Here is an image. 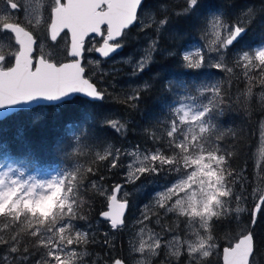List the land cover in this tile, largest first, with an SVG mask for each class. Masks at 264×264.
<instances>
[{
    "label": "snow or ice",
    "instance_id": "1",
    "mask_svg": "<svg viewBox=\"0 0 264 264\" xmlns=\"http://www.w3.org/2000/svg\"><path fill=\"white\" fill-rule=\"evenodd\" d=\"M143 2L50 0L45 9V20L34 0H2L0 34H9L14 38V44L7 55L0 54V118L29 111L32 107L68 106L77 102L78 98H83L86 103L103 101L107 90L98 88L86 73L82 63L84 54L94 51L101 57H109L121 49L126 30L139 19L138 10ZM184 3L183 9L175 15L197 17L201 38L210 35L212 39L204 48L181 55L180 66L187 70L186 75L193 76L191 81H167L165 91L174 99L166 104L163 121H155L156 127H164L166 149L156 147L141 153L139 148L127 151L109 145L102 153H95L94 162L109 161V167L115 169L123 166L121 159L124 156L134 157L127 165L125 183H135L143 176L158 177L161 172L175 173L174 182L163 186V190L155 194V203L167 212L184 218L190 228L188 234L172 237L175 248L171 255L179 261L182 252H185L189 264L193 261L203 264L217 247L211 234L214 219L230 211L226 207L229 201L234 199L239 203L246 199L234 191V170H230L229 164L233 152L223 150L221 143L224 133L219 121L226 111L231 110V101L225 98L220 83L207 78L204 70L216 69L233 74L234 69H241L247 81L244 94L250 97L253 86L258 84L264 88V44L232 52V66H229L227 58L230 49L243 39L250 23V20L243 19L248 13H241L229 22L217 14L211 4L202 6L201 0H184ZM202 7L206 9L204 16L200 15ZM21 10L30 17L29 27L18 18L13 19ZM41 23H47V38L52 42H58L62 33L66 35L68 42L64 56L70 58L68 62L57 63L44 55L34 59L37 40L29 28ZM155 23L157 39L150 42L140 60L133 65V75L142 72L152 62L153 53L162 51L158 38L164 26L170 23V18L165 16ZM94 37H99L102 43L97 41L99 46L94 44L92 48H87L86 45ZM166 54L176 55L175 52ZM13 58L14 63L8 66ZM197 76L201 78L197 80ZM148 87L145 83L142 88L133 89L131 94L126 93L124 102L131 108H137L143 89ZM102 124L116 132L125 128L119 119L108 117L102 120ZM149 138L154 142L163 140L154 132L149 134ZM261 138L264 141V125ZM259 156L264 160V144ZM97 171L92 166L86 169L76 166L71 170L61 169L49 178L38 179L32 175L25 177L22 170L11 165L0 170V248L4 250L0 254V264H83L82 258L86 253L79 251V246L88 244L89 237L77 224V221L86 219L81 214L84 204L81 190L87 187L84 183L86 175H95ZM91 186L99 190L96 181H92ZM100 195L104 196L106 192L100 190ZM129 195L121 184H116L107 194V210L100 215L113 230H119L125 224V213L130 206ZM253 200L250 211L252 226L264 213V192L254 190ZM150 211L151 207L146 205L143 219L138 222L148 220ZM235 211L239 213L245 209L237 207ZM103 243L108 244L109 241L105 239ZM169 244L171 242L163 241L160 234L152 233L147 239L142 238L134 251L141 255H157L161 247ZM254 247V234L249 228L240 234L234 244L223 248V264H253ZM37 253H42L41 258L33 261L32 257ZM110 264H125V261L114 258Z\"/></svg>",
    "mask_w": 264,
    "mask_h": 264
},
{
    "label": "trees",
    "instance_id": "2",
    "mask_svg": "<svg viewBox=\"0 0 264 264\" xmlns=\"http://www.w3.org/2000/svg\"><path fill=\"white\" fill-rule=\"evenodd\" d=\"M207 4H211L217 14L229 22L241 13H248L243 19L250 20V23L247 24L243 39L230 49V55L227 58L229 66H232V52L264 44V0H201L202 6ZM184 6V0H144L139 18L145 21V12H154L157 17L154 24L165 16L170 18V23L165 25L159 34L158 42L162 51L153 54L152 62L136 78L130 76L128 73L130 70L92 74L94 67L91 65L86 67V73L92 77L98 87L101 90H107L103 101L86 103L83 102V98H78L77 102L68 106L32 107L29 111L18 112L0 119V160L9 158L16 164L34 171H46L56 165L61 169L70 170L76 166L82 169L89 166L98 169L95 175H86L84 183L87 187L81 190L84 201L81 214L86 216L85 220L77 221L81 229L89 224L87 230H90L94 222L99 219L102 222L105 221L100 218V212L106 208L107 194L123 179L119 168L109 167V161L94 162L97 151L102 153L109 145L113 148L136 146L142 152L154 150L156 147L166 149L164 127L163 125L156 127L155 121L156 119L163 121L167 111L166 104L174 99L172 94L165 91L167 81L173 79L191 81L193 79V76L186 75L187 70L180 66L181 55L190 43L203 41L202 33L197 30L199 23L197 17L187 18L175 15ZM249 9L251 12H248ZM205 14L206 9L202 7L200 15ZM142 25L145 27L142 28ZM146 25L148 23L140 24L137 21L126 30L123 49L119 54H124V52L134 54L138 42L134 36L140 37V41ZM167 52H175L176 55L169 56ZM119 64L124 65L125 60L120 61ZM104 69H107L106 64ZM204 72L207 78L220 83L222 91L226 94L225 98L231 101V110L226 111L219 121L220 129L224 133V140L221 143L223 150L233 152L229 164L230 170H234V191L236 194L244 192L243 196L246 198L242 200L245 211L240 215L226 214L214 219L211 234L218 250L217 252L215 250L214 261L221 262V248L232 244L242 232L251 228L255 241L253 264H264V213L258 217L254 226L250 222V211L254 205L253 191L255 190L253 186L256 165L254 148L259 134L260 118L264 115V98H262L264 88L257 84L252 87V95L245 96L247 81L239 68L234 69L233 74H226L216 69H205ZM200 78L196 77L197 80ZM145 83L149 87L143 89L138 107L135 109L129 107L124 102L125 94H131L133 89L142 88ZM105 117L119 119L125 128L122 132H116L106 124H102ZM145 129L148 131L146 132ZM153 132L163 140L154 142L150 139L149 134ZM243 172L245 176L240 178ZM174 178H176L175 173L161 172L158 177L143 176L141 180L170 181ZM92 181L98 183L99 190L92 188ZM241 185H243V190L238 191ZM259 187L261 190L258 192H264L262 191L264 177ZM100 190H104L106 195L101 196ZM140 193L136 195L138 198L140 196V198L149 199V190L140 191ZM132 197V195L128 197L130 206L125 215V224L132 219ZM158 216L164 220L171 218V215H164L162 212ZM180 220L183 221L184 218L180 217ZM93 233L97 235L89 234V243L82 246L94 247V252L104 257V264H110V261L117 257L123 258L125 263L129 264L132 254L127 250L130 247L127 243L128 234L123 228L114 230V233H117L116 237H107L106 233L98 230ZM119 234H122V237ZM96 236L98 237L95 238ZM26 239L22 238V240ZM105 239L109 241L108 244L103 243ZM92 240L96 242L92 243ZM119 245L121 249L113 250ZM3 251V248H0V254ZM41 254L37 253L32 260L40 259Z\"/></svg>",
    "mask_w": 264,
    "mask_h": 264
},
{
    "label": "rangeland",
    "instance_id": "3",
    "mask_svg": "<svg viewBox=\"0 0 264 264\" xmlns=\"http://www.w3.org/2000/svg\"><path fill=\"white\" fill-rule=\"evenodd\" d=\"M34 3L39 7V12L41 15H43L44 19H47V11H45V9H47V3L48 0H34ZM4 7V4L2 3V0H0V9H2ZM19 19L21 20V22L25 23L26 25H28V20L30 19V17L26 16L25 12L23 10L19 11L18 13H16L13 16V19ZM157 17L155 16L154 12H145V21L142 20V18L138 19V22L140 24H143L144 22L151 24V27H146L145 31L142 32L143 36L141 38V40L139 41L138 36H134L138 42H137V48L136 50L134 49V54L132 53H127L124 52V54H116L114 56H111L108 60L103 59L100 56H92L89 55L87 58V67L89 65H91L92 67L96 68H92V74H99V73H103L105 71H109L110 73L116 71V70H121V71H128L130 70V72H128L130 74V76H133L134 78H136L137 76H139V74L141 72H139L137 75H133V65L140 60L141 56L144 54V50L148 48L151 40H156V23L154 24V21ZM46 25V26H45ZM29 26V25H28ZM32 27H36L37 33L38 35L41 37L39 39V43H38V47L40 50H42V52L45 53V56L49 57V56H54V54H56L58 51L55 48V44L58 46L60 44V42H52L49 41L47 38V23H41L40 25H35L33 24ZM133 37V38H134ZM212 37L209 35L208 37L204 38L202 42H192L190 43L184 50V52H195L197 49L200 48H204L205 45L210 44ZM123 42V40H122ZM134 42V41H133ZM142 42V43H141ZM55 43V44H54ZM14 44V38H11L9 34H0V54H5L7 55L8 51L11 48V45ZM148 45V46H147ZM258 46V44L256 45ZM255 46V47H256ZM53 54V55H52ZM154 54V53H153ZM210 55H214L209 53ZM14 59V58H13ZM13 59L10 60L9 64L11 63V61H13ZM123 60H125V64L121 65L119 64L120 61L123 62ZM106 64L107 69H104V65ZM102 69V70H101ZM260 128H259V134H258V139H257V143L255 146V161H256V165H255V178H254V182H253V186L255 188V190H261L260 183L264 177V160L260 159L259 156V150L262 146V144H264V141H262L261 138V132H262V125H264V115L261 116L260 118V122H259ZM138 147L136 146H130V147H126V148H121L123 150H127V151H134L136 150ZM141 153L142 150H140ZM134 159V157H129V156H124L121 159V163H122V167H118L120 172H122V177L123 179L120 180L121 182H123V190L127 191L128 193H130V195H132L133 197V205H132V209H131V216L132 219L130 221H128L127 224H124V226L122 227L126 232H127V236H128V245L130 246L129 249H127L129 251V253H131V261L128 262L129 264H141V262H143V264H189V258L187 256V254L185 252H182L181 257L179 259V261L176 260V258L174 256L171 255L172 251L175 248V243L172 241V237L174 235H186L190 232V228L187 224V221L184 219L183 221L180 220V217L177 216L176 213L174 212H167L166 209L160 208L156 203H155V199L154 196L156 193L160 192L163 190V186L165 185H169L172 182H174V179L167 181V180H163V181H155L152 180L150 182L144 181V180H138L135 183H125L126 180V173H127V165L128 163ZM8 165L13 166L14 168H19L20 170H22L25 173V177H27L28 175H32L37 177L38 179H45V178H49L50 176L56 174L57 172H59L61 170L60 166H56L55 169H51L49 171H34V170H30L25 166H21L20 164H16L14 161H12L9 158L6 159H2L0 160V170H4L6 169V167ZM245 176V172L242 173V176H240V178H243ZM152 177V176H151ZM235 185L237 186V184L235 183ZM235 189V187H234ZM149 190V199H144V198H139L136 196L138 194H141L140 191H146ZM243 190V187H240L238 191ZM264 190V188L262 189V191ZM244 193V192H243ZM243 193H238V195H243ZM110 194V192H109ZM136 198H138V200H136ZM141 199V200H139ZM149 205L151 207V211L148 213L149 215V219L143 221V223H139L138 221H141L143 219L142 217V212L145 211V206ZM226 207L228 209H230V211L227 214H241L242 212L237 213L235 211V209L237 207H241L244 208L243 202H239L237 203V201H235L234 199L229 201L226 204ZM162 212V214L164 215H171V218H167L166 220H164L163 218H160L158 216V214ZM233 212V213H232ZM91 224V223H90ZM172 224V225H170ZM90 225L87 224L85 227L82 228V230L86 231L88 236L89 234L91 235H97L96 232L97 230L103 233L107 234V237H111L117 236V233H114V230L111 229L110 224L107 221H103L101 219H99L98 221L94 222L92 224L93 228L90 230H87L88 227ZM198 227V225H197ZM141 229H143V232L141 231ZM169 229H172V231H169ZM90 231V232H89ZM152 233H156V234H160L161 239L163 241H167V242H171V244L166 245L161 247V249L159 250L157 255H151L150 253H146L144 255H141L139 252L134 251L135 248L139 247V242L140 240L143 239H147L148 236ZM122 237V234H119ZM98 236H96L95 238H97ZM226 239H229V237H225ZM96 240V239H95ZM98 248V247H97ZM121 249V246L119 245L118 248H113V250H119ZM99 250V249H98ZM215 250L216 252L218 251L216 248L214 249L212 255L208 258H206L203 261V264H222L221 262H215L214 261V255H215ZM79 251L86 253L83 256V264H104V257H101L100 254L95 253L94 252V247H86V246H79ZM221 256H222V248H221ZM220 254V253H219ZM218 254V255H219ZM101 259V260H100ZM100 260V262H98ZM191 264H195V262H191Z\"/></svg>",
    "mask_w": 264,
    "mask_h": 264
},
{
    "label": "flooded vegetation",
    "instance_id": "4",
    "mask_svg": "<svg viewBox=\"0 0 264 264\" xmlns=\"http://www.w3.org/2000/svg\"><path fill=\"white\" fill-rule=\"evenodd\" d=\"M49 3H50V0H48L47 6H48ZM142 5H143V4H142ZM141 9H142V6H141V8L138 10V13L140 12ZM20 21H21V20H20ZM22 24H23L24 26H26V27H29L28 25H26V24L23 23V22H22ZM45 26H46V25H45ZM103 27H105V29H106V26H103ZM29 30L33 31L34 36L36 37V40H37V43H36V45H35V51H34V59L37 58L39 55H44V56H45V53L42 52V50H40L39 47H38L39 39H40L41 37L38 35L37 30H36V27H32V28L30 27ZM46 34H47V33H46ZM48 40L51 41L50 39H48ZM58 41L60 42V44H59L58 46L54 43V44H55V48H56V50H57L58 52H57L56 54H54V56H49L48 58L53 59V60H54L55 62H57V63H60V62H63V61H66V60L70 59V58H65V56H64V49H65L66 44H67V42H68V38L66 37V35H65L64 33H62V34H61V37L58 38ZM97 41H99L100 43H102V41H100V38H99V37H94V39H93V40H90V42L86 45V47H87V48H92L94 44H95V46H99V44H96ZM122 43H123V42H122ZM116 54H117V52H115L112 56H114V55H116ZM52 55H53V54H52ZM89 55H92V56H99V53H96V52H94V51H91V52L86 51L85 54H84V59H83V61H82V63L85 65V67H87V66H86V65H87V58H88ZM45 57H47V56H45ZM13 61H14V59H13ZM13 61H11V63H13ZM11 63L8 64V66L11 65Z\"/></svg>",
    "mask_w": 264,
    "mask_h": 264
},
{
    "label": "water",
    "instance_id": "5",
    "mask_svg": "<svg viewBox=\"0 0 264 264\" xmlns=\"http://www.w3.org/2000/svg\"><path fill=\"white\" fill-rule=\"evenodd\" d=\"M35 37V36H34ZM35 39H36V37H35ZM122 49V48H121ZM121 49H119V50H121ZM113 54V53H112ZM112 54H110L109 56H111ZM40 56V55H39ZM38 56V57H39ZM54 61V60H53ZM55 62V61H54ZM63 62H68V60H66V61H63ZM14 63V62H13ZM60 63H62V62H60ZM11 66V65H10ZM98 86V85H97ZM1 119V118H0ZM118 184H121L122 185V183L121 182H119ZM115 186V185H114ZM107 210V207L104 209V210H102V211H106ZM128 210V209H127ZM127 210H126V212H127ZM101 211V212H102ZM100 212V213H101ZM125 215H126V213H125ZM101 216V215H100ZM239 238V237H238ZM237 240V239H236ZM236 240L232 243V244H234L235 242H236ZM254 244H255V241H254ZM227 246H229V245H224L223 247H222V264H223V248L224 247H227ZM255 248V247H254ZM117 258H121V257H117ZM123 259V258H122ZM251 259H252V257H251ZM124 260V259H123ZM126 264V263H125Z\"/></svg>",
    "mask_w": 264,
    "mask_h": 264
},
{
    "label": "bare ground",
    "instance_id": "6",
    "mask_svg": "<svg viewBox=\"0 0 264 264\" xmlns=\"http://www.w3.org/2000/svg\"><path fill=\"white\" fill-rule=\"evenodd\" d=\"M152 41V40H151ZM148 46V45H147ZM100 218H102L101 216H100ZM103 219V218H102Z\"/></svg>",
    "mask_w": 264,
    "mask_h": 264
}]
</instances>
